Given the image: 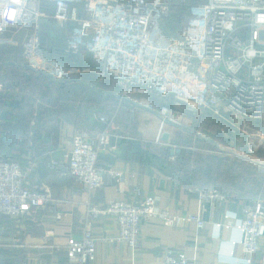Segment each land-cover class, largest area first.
<instances>
[{
	"label": "built area",
	"instance_id": "1",
	"mask_svg": "<svg viewBox=\"0 0 264 264\" xmlns=\"http://www.w3.org/2000/svg\"><path fill=\"white\" fill-rule=\"evenodd\" d=\"M54 4L53 18L59 26L77 25L70 32L65 53L79 57L91 54L101 81L113 80L125 98L155 96L172 99L186 111L208 112L221 120L232 135L248 143L264 140V0H206L189 5V12L176 35H167L164 23L175 7L188 0H0V39L8 31L23 33L20 44L24 61L36 72L61 83L72 70L48 58L40 41L43 2ZM72 5H82V16ZM3 85H0L2 91ZM159 106L162 118L158 134L168 123L178 124ZM108 124L105 118L92 117ZM117 137L114 129L89 133L79 131L70 152V176L88 192L104 185V174L118 181L119 171L98 168L100 150ZM97 141L96 146L92 139ZM264 150V144L261 147ZM250 155H257L252 145ZM264 161V154L262 156ZM34 160V159H33ZM264 173V170H263ZM26 169L9 158H0V215L18 219L42 208L50 199L26 181ZM204 202L223 203L227 196L217 188L200 191ZM240 239L232 242L231 256H252L264 251V199L242 206ZM89 223L80 242L67 248L76 264L95 261L97 239L92 223L112 217L118 235L101 239L135 248L144 220L154 219L165 226L196 222L199 230L206 223L198 217H175L160 210L155 196L140 202L116 201L100 207L88 206ZM162 264H196L184 254L167 251ZM264 264V263H263Z\"/></svg>",
	"mask_w": 264,
	"mask_h": 264
},
{
	"label": "crops",
	"instance_id": "2",
	"mask_svg": "<svg viewBox=\"0 0 264 264\" xmlns=\"http://www.w3.org/2000/svg\"><path fill=\"white\" fill-rule=\"evenodd\" d=\"M72 7H77L78 15L81 17L82 5H72ZM44 9L50 12H45ZM41 10L45 14L40 19L41 25L46 20H51L61 31L62 26L59 27L53 18L54 4L45 1L42 3ZM70 26L72 28L75 25L70 24ZM71 28L64 30V49L72 31ZM5 40L6 38L2 37L0 45L5 44ZM40 41L42 44L41 35ZM47 48L49 53H52V40L47 44ZM89 55V61L92 63V56ZM53 59L56 60V58ZM70 59L73 57L70 56ZM74 59L80 58L74 57ZM74 66L75 68H70L73 73L70 76L78 77L84 86H90L92 89L93 85L86 81L89 79L88 76L80 72L82 69L86 70L84 67L87 64L82 60ZM116 88L118 90L113 92L100 91L99 97L95 96V99L100 98V101H105L108 98L114 101V105L123 101L125 107L123 110V113H126L125 117H119V113L116 117L113 116L114 110L100 114L105 117H115L110 130L114 129L117 137L112 140L111 145L100 150L99 167L103 172L119 171L121 178L116 181L108 174H104L103 187L90 193L70 176V152L75 135L80 129L94 133L102 131L107 124L89 117V113L94 111L91 104L89 107L86 105L85 110L80 112L79 98L82 97V93L78 97V103H75L76 98L74 100L66 98L68 89L67 91L66 89L65 91L53 90L50 127L52 136H50L51 139L48 137L46 140L47 143L52 142L51 149L48 153L34 154V156L31 152L22 163L26 169L27 183L38 190L48 192L50 199L42 208L18 219L0 215V264H76L69 260L67 248L82 240L89 223L90 203L103 207L116 201L140 202L149 196L157 197L159 209L167 211L172 216H195L202 219L206 223L205 229L199 230L197 223L193 221L165 226L158 220L147 219L142 222L138 245L131 248L122 243L101 241V239L116 238L118 235L116 220L112 217H102L100 221L92 223L93 234L99 241L95 261L91 264H162L167 251L170 250L184 254L196 264H263V250L252 256H243L239 253L230 255L232 242L240 239L239 228L243 221L242 206L248 203H245L246 201L237 193L229 195L223 203L204 202L199 195L202 190L184 182V178L178 177L173 164L178 162L181 150L177 146H172L170 137L166 141L165 134L163 135L162 141L172 147L161 152L157 151L153 141L147 138L145 131L158 133L161 124L159 122L155 125L145 124L143 134L141 133L136 111L141 108L148 112V116L144 115L143 121L152 120L150 118L152 111L148 107L136 105L134 101L124 98L120 89ZM61 94L63 97L58 98L62 96ZM85 97L89 96L85 95ZM159 99L162 101L161 98ZM168 107L173 109L174 102L172 101ZM77 116H80L79 119ZM180 116V119L186 116L185 119L192 121L197 118V124L200 123L199 119H202L199 111H185L183 116ZM158 118L162 120L160 116H157ZM202 120L205 121L204 118ZM257 126L264 129L259 122ZM226 130L224 125L221 131L229 139ZM204 138L208 142L212 140L210 137ZM92 143L99 147L94 138ZM215 144L219 151L204 149L201 152L223 160L225 165L228 161L231 165L237 161H246L253 167L257 176L261 179L264 177L262 159L264 150L261 148L264 144L263 139H255L248 143L245 137L237 135L233 137V140L230 138L228 145ZM222 144L224 146H221ZM251 145L259 151L257 155L249 154L248 149ZM172 151H175L174 154L171 153ZM257 200L259 198L255 201ZM252 202L254 201H249V203Z\"/></svg>",
	"mask_w": 264,
	"mask_h": 264
},
{
	"label": "trees",
	"instance_id": "3",
	"mask_svg": "<svg viewBox=\"0 0 264 264\" xmlns=\"http://www.w3.org/2000/svg\"><path fill=\"white\" fill-rule=\"evenodd\" d=\"M198 2L204 1L188 0L186 6L175 7L173 11H179L181 8H184V12L188 13L189 5ZM45 10L46 9H44V11ZM45 12L50 11L46 10ZM185 16L180 20L179 25ZM45 22L41 25L40 29L43 51L48 58H56L59 63L64 65L67 61H69L70 56L65 53V49L63 47L65 38L62 28L61 31L60 28H58V30L57 25L51 20H46ZM164 31L170 36L177 34V32L170 34L165 29V25ZM51 40L52 53H49L50 51L48 49L49 47L47 48V44L51 43ZM10 54L11 53L8 52H0V70L3 71L4 78V88L0 93V145L1 147L6 146L8 148L11 155H8V158L15 161L18 160L20 163H23L29 153L32 152L36 155L37 151H41L42 145H48L45 138H50V135L47 132L52 124V91H56V89H62L61 91H65L66 89L67 91L68 89L69 92H66L68 95L66 98H72L73 100L76 98L74 102L78 103V97L81 92L79 83L81 85L83 83L78 77L74 76H67L61 83L54 82L44 74L31 69L25 63L22 55L15 56ZM105 82L109 84L108 86L110 88L114 87L115 90H118L113 80L106 78ZM95 90H91L93 98H95V96L99 97L98 93L100 92ZM62 97L63 95L58 98ZM152 98L155 100L159 99L155 96ZM105 101H110V99L107 98ZM119 104L120 105L119 108H117L116 113L113 108V116L115 117L118 114V110L120 108L122 109L121 105H124L123 101L119 102ZM79 117L77 118L79 119ZM111 117H106L109 123L105 125V129L102 131L110 130L112 123L115 121V117ZM216 120L213 119L211 122L209 121L212 125L211 132L213 136L211 137L212 140L210 142L202 136L195 137L192 140L183 139L180 142L186 145H196L197 148L205 150L218 149L215 143L222 142L226 145L230 144V138L233 140L235 135H232L231 131L227 129L226 134L229 138L227 139L225 133L220 130V124ZM11 127L18 128L20 130L12 132ZM86 131L94 133L93 131ZM50 149L51 148L47 149V151ZM190 154L206 157V159L214 162L209 171L211 184L207 185V189L217 188L227 197L237 193L246 201L245 203H249V201L255 202L259 196L264 195L263 178L261 179L257 176L258 174L252 170V167L249 166L246 161H237L235 164L227 166L222 163L223 160L210 156L208 153L199 154V152L195 150L193 152L190 151ZM184 155L185 152H182L181 150V153L178 155V162L173 164L176 167L175 169L178 177L184 178V182L190 183L200 190L204 188L206 189V187H203V184L200 183V179H197L198 175L203 176L204 170H200V168L195 167L190 169V167H187L183 162ZM216 163L221 164L223 170L220 171V169L216 168ZM98 168L100 169L99 159ZM180 171L183 173L180 174ZM190 177L194 179H190Z\"/></svg>",
	"mask_w": 264,
	"mask_h": 264
},
{
	"label": "rangeland",
	"instance_id": "4",
	"mask_svg": "<svg viewBox=\"0 0 264 264\" xmlns=\"http://www.w3.org/2000/svg\"><path fill=\"white\" fill-rule=\"evenodd\" d=\"M185 9L184 8H181L179 11L175 10V11H172L170 17L168 19H166L164 25H165V29L170 33V34H174L175 32H177V30L179 29V22L180 20L186 15L187 12H184ZM70 24H74L75 26L77 25L75 22H70L66 25H62V31H63V34H64V30H69L71 28ZM73 26L71 28L74 29ZM65 27V28H64ZM70 30V31H71ZM11 31V30H10ZM8 31L7 33H5L2 37H5L6 40H5V44L1 43L0 45V52H8V53H11L10 55H22L21 53V47H20V44L24 38V35L23 33H13V34H10L11 32ZM10 36V37H8ZM67 36V35H66ZM2 42V41H0ZM90 55L84 51L82 53L81 56H77L78 58L80 59H69V61H67L63 66L70 69L71 67H74V64H78L80 62H82V60L87 64L86 67H84V69H86L85 71H83V69L80 71L81 73H85L83 75H87L88 76V80H86L87 82L91 83L90 85H94V90L96 89L97 91H101L103 93L106 92H113L115 90L114 87H109L108 83L105 82V79L103 81H101V74H102V69H99V67H97L95 65V63L93 62L92 60V63L89 61ZM58 61V59H56ZM26 63V62H25ZM27 64V63H26ZM28 65V64H27ZM74 76V75H73ZM4 78H3V71L0 70V85H3L4 86ZM99 82V83H98ZM79 86L81 88V92L83 95L82 97L79 98L80 103H81V107L79 106V110L80 112L82 113L84 110H85V106L87 105L89 107V105L91 104V107L94 108V111L90 112L89 113V117H94V115H96V117H98L99 119L101 118H105L107 120V118L105 116H101L100 114H105V113H108V112H111L113 111L114 109H116L117 111V108H119V102H117V104L114 105V101H100L101 99L98 98V99H95L92 97V93H91V87H87V86H84L83 84L81 85L79 83ZM3 91V89H2ZM0 91V93L2 92ZM85 95L89 96V97H85ZM122 95V93H121ZM84 96V97H83ZM126 99L128 100H131V101H134V103L136 105H140L142 107H148L151 111H152V116L149 114V116H151L150 118L152 120H147V121H143V117L144 115H147L148 116V112H145V110H140L136 111V115H137V123L139 125H141L140 127V131L141 133L143 134V131H144V125L147 124H154L155 123H162V120H159V118L157 119V108L160 106H169L172 104V101L170 99L168 100H155L154 98L151 97H148V96H137V97H134V98H127L125 97ZM37 106V105H36ZM121 107H123L122 109L120 108L118 110V113H119V117L123 116L125 117L126 116V113H123V110H124V105H121ZM114 108V109H113ZM176 110H175V109ZM174 108L172 109L170 107V111L169 113L167 114V116L173 120H175L176 122H178V124H171V123H168L165 125V128H164V131L162 134H158V133H155V131L153 132H147L145 131V134L147 135V138L149 140H152L153 143L156 145V149L157 151H164V150H168V149H171L172 146H177L180 150H182V152H185V155L183 156L184 160L183 162L186 164L187 167H190V169H192L193 167L195 168H200L204 170V173H203V176L202 175H198L197 176V179L199 178L200 180V183L203 184V187H206L207 189V185L211 184V181L209 179V171L211 169V167L213 166L214 162H212L211 160L209 159H206V157H202V156H198V155H194V154H190V151L193 152V151H198L199 154H203L201 151L204 150V149H201V148H197L196 145H186V144H182L180 141L181 140H185V139H188V140H192L194 139L195 137H198V136H202V137H213L212 136V125L210 124V122L213 120V118L217 119L218 120V123L220 124L219 127H220V130H223L224 129V125L222 124L221 120H219L218 118L214 117L213 115H211L210 113L208 112H203L201 111L200 112V115L202 116V119L204 118L205 120L207 121H203L202 119H199V122L200 123H196V121H198L197 118H194L193 121L191 119H185V117L183 119H180V115L183 116V113L186 111L183 107H180L176 104H174ZM174 110V111H172ZM128 111V110H127ZM101 112H105V113H101ZM188 112V111H186ZM180 114V115H179ZM79 117V116H77ZM153 117V118H152ZM197 117V116H196ZM188 118V117H187ZM93 119V118H92ZM98 121V120H96ZM108 121V120H107ZM188 121H191L190 123ZM210 121V122H209ZM16 123V122H15ZM109 123V121H108ZM196 123V124H195ZM190 124H192L190 126ZM52 125V124H51ZM155 127V126H154ZM210 127V129H209ZM11 131H19L20 129L18 128H12L11 127ZM229 130V129H228ZM52 131L51 128L48 129V132L47 133H50ZM79 131H86L85 129H80ZM159 132V131H158ZM168 135L170 137V142L172 144L171 145H168L166 144L165 142L162 141V137L163 135ZM50 136H52V133H50ZM130 138V137H129ZM46 140L48 139V137L45 138ZM51 139V138H49ZM131 139V138H130ZM212 139V138H211ZM222 143V142H220ZM218 144V143H217ZM45 146V147H44ZM52 146V142L50 141L48 143V145H42L41 146V151H37V154H45V153H48L47 149L51 148ZM221 146H224L223 144ZM169 147V148H168ZM216 151H219L218 149H215ZM209 151V150H208ZM8 155H10V152L8 151V148L5 146V147H1L0 145V158H6ZM32 155L34 156V154L32 153ZM11 156V155H10ZM8 158V157H7ZM28 158V155L27 157ZM35 158V157H34ZM11 159V158H9ZM17 162H19L17 160ZM229 162V161H228ZM227 162V166H231V163H228ZM20 163V162H19ZM224 165H225V162L223 161L222 162ZM236 162H234L233 164H235ZM22 165V167L24 168L23 164L20 163ZM216 168L223 170L222 169V165L219 164V163H216ZM25 169V168H24ZM252 170L253 167H252ZM183 172L180 171V174H182ZM264 178V177H263ZM190 179H194L192 177H190ZM196 180V179H195ZM264 182V181H263ZM29 184V183H28ZM30 185V184H29ZM205 189V188H204ZM204 189H201V190H204ZM263 195V194H262ZM264 199V195L263 196H259V199Z\"/></svg>",
	"mask_w": 264,
	"mask_h": 264
},
{
	"label": "water",
	"instance_id": "5",
	"mask_svg": "<svg viewBox=\"0 0 264 264\" xmlns=\"http://www.w3.org/2000/svg\"><path fill=\"white\" fill-rule=\"evenodd\" d=\"M164 140H166V141L169 140V136H168L167 134L164 136ZM174 152H175V151H172L171 153L174 154ZM177 152H179V151H177Z\"/></svg>",
	"mask_w": 264,
	"mask_h": 264
}]
</instances>
